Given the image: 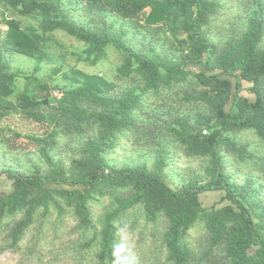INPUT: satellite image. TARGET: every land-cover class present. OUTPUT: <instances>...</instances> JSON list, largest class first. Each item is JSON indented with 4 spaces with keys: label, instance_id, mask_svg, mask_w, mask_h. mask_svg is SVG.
<instances>
[{
    "label": "trees",
    "instance_id": "obj_1",
    "mask_svg": "<svg viewBox=\"0 0 264 264\" xmlns=\"http://www.w3.org/2000/svg\"><path fill=\"white\" fill-rule=\"evenodd\" d=\"M0 4L41 30L5 20V46L37 63L14 102L23 74L0 50V123L44 128L24 134L0 124L12 136L5 148L25 136L38 155L29 169L0 163L11 180V190L0 192V252H18L29 264L60 257L63 264H264V1L228 34L211 28L218 0ZM56 30L83 42L82 58L92 64L115 49L122 87L76 71L77 84L54 93L63 69L37 72ZM122 138L151 162L112 161ZM178 152L203 172L173 187L168 169ZM229 158L246 169L243 182L227 171ZM220 190L225 203L202 204L201 193ZM125 227L139 237L137 263L122 243ZM195 228L203 235L193 240ZM48 244L57 249L53 260L44 259Z\"/></svg>",
    "mask_w": 264,
    "mask_h": 264
},
{
    "label": "rangeland",
    "instance_id": "obj_2",
    "mask_svg": "<svg viewBox=\"0 0 264 264\" xmlns=\"http://www.w3.org/2000/svg\"><path fill=\"white\" fill-rule=\"evenodd\" d=\"M218 1L221 3V8L219 9L218 15L214 18L211 28L212 30L218 28L228 34L232 30L238 29L242 26L249 14L250 6L254 5L259 0ZM77 14L82 15L83 12L78 11ZM11 16L20 19L23 26L26 28L33 27L39 32H41V30L36 19L19 15L16 11H11L0 4V50L10 61L12 69L23 74L18 78L15 92L10 97L12 101L17 102L25 86L24 75H30L33 73L37 59L15 53L5 46V38L8 30L5 20ZM47 36L48 41L46 42V50L50 57L43 58L40 70L37 72V76L42 78L44 75L50 73L54 67H61L63 69L62 72L55 77L53 82L55 88L54 93H59L66 88L76 85L77 80L75 79H80V77L76 76V71L89 74L98 73L106 79L116 83L119 87H122L123 83L116 78V68L120 64V55L115 49L110 48L105 59H101L98 63L92 64L86 62L82 58L85 47L83 42L77 40L62 30L53 31L52 33L47 34ZM262 45H264V40ZM244 93H247V90H244ZM248 96L253 97L254 95L248 93ZM0 124L5 125L8 129L24 134H41L44 131V128L28 125L15 119H6ZM6 137H10L12 139V136L9 134ZM6 137L2 134V132H0V163L5 161L6 163L14 166L20 164L23 168L29 169L32 165V161L38 160V155L35 153V147L33 144L25 136H23L16 141H11V145L16 147L11 149L5 148L3 146V142H5L4 140ZM246 138H249L251 141L258 142L255 135L248 134ZM67 155L68 152L66 151L62 154L66 160ZM109 158L119 166H122L127 162L140 161L145 158L151 162L152 159L148 152H143V150L135 147L132 142L125 138L121 139V145L114 153L110 154ZM227 171L235 175L239 182L244 181L246 169L235 163L230 158ZM168 172L170 178L172 179L171 185L176 187L183 181L187 180L191 175L202 173L203 171L201 162L190 160L181 152H178L176 161L169 167ZM10 190L11 180H9L4 173H1L0 192L6 193ZM224 195L225 192L221 190L204 192L200 194V200L205 207H211L213 205L219 206L225 203L222 200ZM95 210L98 212L100 210V206L95 205ZM73 224L74 222L71 220L67 223L68 226H72ZM191 235L193 240H196L203 235V230L195 228L191 231ZM51 238L52 235L49 236V239ZM121 238L126 251H128L137 263L138 235L136 233H130L129 229L125 227L122 229ZM26 242L27 241L23 243V248L26 247ZM52 250L56 251L57 249L56 247H53V245L48 244L44 251V259L53 260L52 257L54 252L51 253ZM64 262L63 258L60 257L56 260L55 264H63ZM0 264H29V260L24 259L18 252L4 250L0 252Z\"/></svg>",
    "mask_w": 264,
    "mask_h": 264
}]
</instances>
